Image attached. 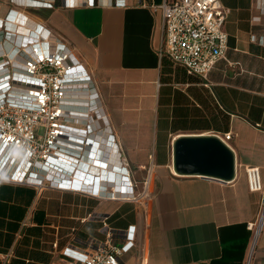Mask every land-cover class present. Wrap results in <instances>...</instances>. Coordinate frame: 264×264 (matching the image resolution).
Here are the masks:
<instances>
[{
  "label": "crops",
  "instance_id": "0c3cea01",
  "mask_svg": "<svg viewBox=\"0 0 264 264\" xmlns=\"http://www.w3.org/2000/svg\"><path fill=\"white\" fill-rule=\"evenodd\" d=\"M1 1L2 16L13 9L11 21L21 15L28 27L44 23L67 40L110 120L80 164L58 162L57 170L91 189L114 181L136 194L149 179V193L133 202L0 182V264H61L67 245L105 238L100 214L114 229L137 225L123 264H261L264 228L255 246L249 228L261 194L245 172L259 167L264 177V13L255 0H221L228 48L206 77L160 56L162 15L148 3L164 0ZM216 134L234 153L233 179L177 170L178 140Z\"/></svg>",
  "mask_w": 264,
  "mask_h": 264
},
{
  "label": "built area",
  "instance_id": "2783aa9c",
  "mask_svg": "<svg viewBox=\"0 0 264 264\" xmlns=\"http://www.w3.org/2000/svg\"><path fill=\"white\" fill-rule=\"evenodd\" d=\"M32 3L22 1L24 6ZM148 6L162 15L161 57L167 55L189 74L206 77L225 56L229 9L221 0H164ZM255 6L264 13V0H255ZM12 11L3 16L0 11V182L88 192L99 198L143 200L149 193V179L136 194L130 184L120 191L114 181L91 189L82 176L72 172L63 177L65 172L57 170L58 162L80 164L97 135L111 130L110 120L91 74L67 40L44 23L28 27V18L22 20L21 15L15 14L11 21ZM82 92L87 93L86 100ZM78 123H85L86 129L77 127ZM93 136L79 142L81 137ZM232 136V132L225 133L224 139ZM74 146L76 154L71 152ZM245 172L250 190L261 194L257 220L249 224L255 246L264 228V177L259 167H245ZM97 217L105 238L90 237L83 247L67 245L61 264H123L125 254L136 246L137 225L119 230L110 225L109 215Z\"/></svg>",
  "mask_w": 264,
  "mask_h": 264
},
{
  "label": "water",
  "instance_id": "95a60500",
  "mask_svg": "<svg viewBox=\"0 0 264 264\" xmlns=\"http://www.w3.org/2000/svg\"><path fill=\"white\" fill-rule=\"evenodd\" d=\"M176 168L231 180L235 174L232 150L218 136L182 138L175 145Z\"/></svg>",
  "mask_w": 264,
  "mask_h": 264
},
{
  "label": "bare ground",
  "instance_id": "6f19581e",
  "mask_svg": "<svg viewBox=\"0 0 264 264\" xmlns=\"http://www.w3.org/2000/svg\"><path fill=\"white\" fill-rule=\"evenodd\" d=\"M83 91H86V90H83ZM81 95H82V96L85 98V100H86V98H87V93H86V92H82ZM84 102H86V101H84ZM117 185H118V184H117ZM117 185H116V186H117Z\"/></svg>",
  "mask_w": 264,
  "mask_h": 264
}]
</instances>
